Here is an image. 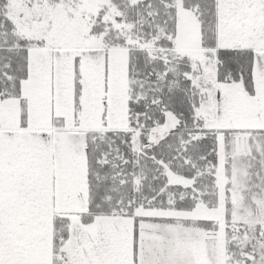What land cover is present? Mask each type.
<instances>
[{
	"label": "snow or ice",
	"instance_id": "6c2138e0",
	"mask_svg": "<svg viewBox=\"0 0 264 264\" xmlns=\"http://www.w3.org/2000/svg\"><path fill=\"white\" fill-rule=\"evenodd\" d=\"M0 264H264V0H0Z\"/></svg>",
	"mask_w": 264,
	"mask_h": 264
}]
</instances>
